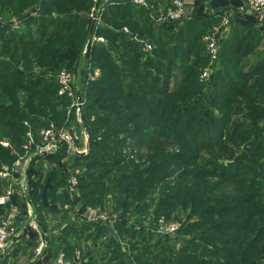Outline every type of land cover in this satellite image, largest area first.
Returning <instances> with one entry per match:
<instances>
[{
    "label": "trees",
    "instance_id": "trees-1",
    "mask_svg": "<svg viewBox=\"0 0 264 264\" xmlns=\"http://www.w3.org/2000/svg\"><path fill=\"white\" fill-rule=\"evenodd\" d=\"M92 3L0 0V168L24 153L29 124L47 125L45 117L66 111L70 98L59 95L57 79L64 66L83 67L91 31L80 10ZM103 21L97 33L108 46L89 52L91 72L100 67L102 74L79 89L90 132V152L72 156L87 167L79 179L83 204L105 206L112 194L125 214L134 209L138 217L182 225L171 237L130 226L127 216L117 217L116 234L99 221L66 223L58 205L68 200L64 149L47 155L51 170L32 180L38 214L60 215L46 253L81 250L82 264H264V58L248 59L261 43L260 28L236 19L230 36L219 40L220 67L204 84L205 36L219 21L205 13L204 0L176 27L156 23L129 0L107 7ZM124 26L149 37L153 51Z\"/></svg>",
    "mask_w": 264,
    "mask_h": 264
},
{
    "label": "rangeland",
    "instance_id": "rangeland-1",
    "mask_svg": "<svg viewBox=\"0 0 264 264\" xmlns=\"http://www.w3.org/2000/svg\"><path fill=\"white\" fill-rule=\"evenodd\" d=\"M118 0H110V5H113L117 2ZM149 3L151 4V8H150V16L151 19L153 21H155L156 23H166L169 24L171 26H178V24H183V22L185 21H179V22H175L172 23V21L167 18V13L169 11V9H172L174 6V2L175 0H148ZM185 1V17H187V4L188 1H198V0H182ZM206 1V0H204ZM232 1H238V2H247L249 4L248 0H232ZM112 2H114L112 4ZM250 5V4H249ZM93 6V3H92ZM88 11L86 10H80V12L82 13L81 15H83L85 17V19L87 20V29H90L91 31V27H92V20L89 16L91 8ZM108 6V7H109ZM251 6V5H250ZM258 12V11H257ZM260 15H262L261 12H258ZM157 17H161L163 18L162 21H156ZM262 17H264L262 15ZM2 17H0L1 19ZM11 21L14 23V26L16 27H20L21 24L18 23L19 19L18 18H12ZM180 24V25H181ZM102 25H104V21L102 19ZM128 31H127V30ZM123 30L129 35V37L131 39H134L136 41H139L144 49L146 51H153V47L154 44L152 42V40L147 37L146 39L141 38L137 33L133 32L128 26H124ZM208 35H214L218 40H220L216 34L213 32L212 34H208ZM103 45H107L108 46V41L106 39V41L103 43ZM147 46H151L150 49H148ZM86 45L84 46L85 49ZM84 49L82 51V55L85 56V61L83 60V71L82 72V68H81V64H79V62H75L73 65V74H74V78H73V89L75 90H79L81 88H85L86 85L88 84L89 80L93 77L97 78L100 77L102 74L101 68L100 67H96L95 70L93 72H91V57H89L90 53H84ZM116 59H119V54H115ZM220 62H221V58H220ZM63 70H67L69 71V67L64 66V68H61L60 72H62ZM202 72V71H201ZM213 77V76H212ZM174 79L172 80V84L174 85ZM59 91H60V87H59ZM58 91V92H59ZM80 91V90H79ZM76 93V91H75ZM64 94H60L61 96H67L70 98V100L68 101V105L65 106L66 111H64V114H60L59 116H55L53 118H49V117H45L44 121L47 123V125H43V126H38L37 128L33 129L31 127V125L29 124V129L27 132V139H29V141H33V144H30V146L24 147L25 151L24 153H18V159L15 161V163L13 164V166H10L8 164H3L0 168V172L6 173V175H0V177H14L15 178V182H12L6 189L4 192H1L0 195H4L8 189H13L14 193L11 197V199L6 203H10V202H14V200L16 199V195L18 194V189H20L24 194L25 197V203L27 206H29V211L28 213L23 216H19L17 214L14 213H9L7 215H4L1 219H0V223L6 219H10L12 222V225L15 227L16 229V233L17 236L16 238L10 243V245L5 248L4 250H2L3 254L2 256H5L7 254H9L10 252H12V250L14 249V247L17 244L18 239H22V238H29L30 235L32 236H37L38 239H40L39 241V247H38V252L40 253V246H44L45 249L47 248L48 244H47V238H50V233L53 232L55 234L59 233V228L56 227V223L59 221H56L57 217H60V215L56 216L55 212H50L48 214H43L42 217L40 216V214H38L37 210H36V204H34L31 200V192H32V180L36 181L39 177L40 174L42 175H47V173L51 170L52 168V164L50 163V161L48 160L47 155L49 154H55L58 153L59 151H62L65 149L66 151V156L62 159V167L64 169V173H65V178H66V184L65 187L62 188L63 191H65V193L67 194L68 200L65 198L64 201L61 200L62 202H58L59 207H63L64 210L67 213V221L66 223H68V221H70L72 219H80L79 220V226H81L82 222L84 221H89V222H102L104 225H106L109 229L110 234H116L115 232V222L118 220V218L127 216V219L129 220L128 223L129 225H134L135 227H139V226H146L148 228H151L152 230L154 229L155 232L158 235H166L169 234L171 237H175L173 236L174 233L168 232V231H163V230H158L159 227H163V229L165 228V225H169L171 223H173L174 218L171 219H166L165 216L160 217L159 219H155L153 214H146V215H141L140 217H138V215L135 213V210H131L130 212H128L127 214H125L122 210L117 209L116 207V203L114 200V197L112 194H109L107 197L106 202L104 203L105 206H92V205H84L83 204V200H82V194L80 191V187H79V179H80V175L85 172L87 170L86 166H81L79 164L76 165V158H72V156H74V150L79 149V150H84L86 148L87 142L90 144V132L87 128V126L85 125V121H84V112L81 113L80 116L76 115L73 108L71 109L73 102L75 100V96H68ZM63 107V106H61ZM71 109V110H70ZM84 111V109H83ZM56 128L58 130H63L65 132H67L71 139L70 141H62L58 144L57 146V150L54 152H49V153H45V154H40L37 156H34V158L36 157V160L34 161L35 163L33 164V172H29V169L31 167V161L28 159V156L30 155V153L37 149V148H43L45 147L48 139H46L42 133V130H45L47 128ZM1 142L6 145V146H10V142L7 139H2ZM28 145V140L27 142L24 144V146ZM71 145V146H70ZM46 148V147H45ZM44 148V149H45ZM15 151V150H14ZM60 153V152H59ZM74 153V154H73ZM28 154V155H27ZM40 162H42V166H40ZM75 174V177L77 179V185L73 187V180H74V176L72 177V175ZM41 175V176H42ZM65 202V204H63ZM5 204V205H6ZM63 204V205H62ZM89 210H95L99 213H104L106 215V219H102V220H98L95 221L93 219H90L88 216V212ZM178 217L183 218L185 217V213L183 212H178L176 214ZM118 217V218H117ZM45 218V219H44ZM34 221L33 225H29L27 223H30V221ZM45 221H47V227L48 229H44V225H45ZM163 231V232H162ZM35 233V234H32ZM162 235V236H163ZM176 235V234H175ZM105 240L102 239L100 241V245L104 244ZM77 251H79L80 253H78ZM64 252L61 251L59 253V257L57 259V264H82L83 263V254L81 252V250H76L75 253L71 256L64 255V258L61 259L62 261H59L60 255L63 254ZM41 258H45L46 257V251L43 252L41 254ZM48 253H47V257H48ZM86 260V258H85ZM24 261V260H23Z\"/></svg>",
    "mask_w": 264,
    "mask_h": 264
},
{
    "label": "built area",
    "instance_id": "built-area-1",
    "mask_svg": "<svg viewBox=\"0 0 264 264\" xmlns=\"http://www.w3.org/2000/svg\"><path fill=\"white\" fill-rule=\"evenodd\" d=\"M135 5L139 7L146 8L147 10H150L151 4L148 0H129ZM249 4L258 12H261L264 16V0H248ZM114 2H112L113 4ZM110 5V0H93V6L90 11V18L92 20V27H91V35L86 43V47L84 49V53H89L94 45L96 44H103L106 41V38L102 35H99L97 33L100 26H102V19L104 16V12L106 11V8ZM170 19H169V18ZM167 18L169 21L171 20L172 23L184 21L186 19L185 17V1L182 0H175L174 6L172 9H169L167 13ZM162 21L163 18L157 17L156 21ZM127 30V29H126ZM128 31V30H127ZM205 41L207 43V55L209 56V63L203 68L200 80L204 84H208L213 76V74L218 70L220 67V43L219 40L214 35H206ZM148 49L151 48V46H147ZM73 78L74 74L70 71L63 70L58 75V84L60 85V94L68 95V96H75V100L73 102V105L71 109L73 108L76 115L80 116L83 112L84 106H85V100L82 98L81 94L79 93V90L73 89ZM93 79V77L91 78ZM76 91V93H75ZM70 109V110H71ZM261 125L264 130V120L261 122ZM42 133L46 139H48L45 147L43 148H37L33 150L30 155L28 156L29 160H32L34 156L45 154L49 152H54L57 150V146L62 141H70L71 137L70 135L63 131L58 130L56 128L50 127L45 130H42ZM68 141V142H69ZM30 144H33V141H29L28 145L25 147H29ZM71 146V145H70ZM45 148V149H44ZM74 155L80 154V155H87L90 152V144L87 142L86 148L84 150L76 149L73 151ZM28 155V154H27ZM74 173L72 177L74 176L73 180V187L77 185V179L75 177ZM0 175H6V173L0 172ZM14 191L13 189H8L7 192L4 195H0V204L5 205L12 197ZM88 216L90 219H93L95 221L106 219V215L104 213H99L95 210H89ZM34 221H30V223H27L29 225H33ZM180 222H173L169 225H165V228L159 227V231H168L171 233H176L178 229L181 227ZM162 231V232H163ZM17 233L15 227L12 225V222L10 219H6L0 223V250H4L7 248L10 243L16 238ZM45 246V245H44ZM44 246H40V254H42ZM80 253L79 251H77ZM64 253L60 255L59 261L61 262L64 258Z\"/></svg>",
    "mask_w": 264,
    "mask_h": 264
},
{
    "label": "crops",
    "instance_id": "crops-1",
    "mask_svg": "<svg viewBox=\"0 0 264 264\" xmlns=\"http://www.w3.org/2000/svg\"><path fill=\"white\" fill-rule=\"evenodd\" d=\"M162 1V0H161ZM205 13L218 19V23L215 26L214 33L222 41L227 39L235 24L236 19L244 21L245 23H251L255 27L260 28V36L262 37L261 43L257 48V52L248 57L250 62H257L264 58V17L260 15L252 6L247 2L233 1L224 4L222 0H206L204 1ZM195 8V1H188L187 15L190 17ZM250 66V65H249ZM248 68V67H247ZM15 182L14 177H0V193L12 183ZM18 189V194L14 202H10L7 205L0 204V219L9 213H14L19 216L26 215L29 211V206L25 203L24 194ZM47 244H50V238H47ZM39 241L37 236L30 235L29 238L18 239L16 246L9 254L2 256L3 252L0 250V264H57L59 254L52 253L43 259L38 252ZM45 249L44 252L48 249ZM88 258V257H87ZM86 258V260H87ZM24 260V261H23Z\"/></svg>",
    "mask_w": 264,
    "mask_h": 264
}]
</instances>
